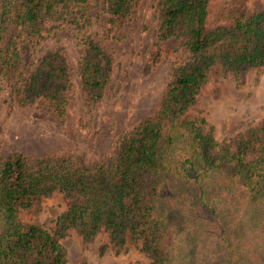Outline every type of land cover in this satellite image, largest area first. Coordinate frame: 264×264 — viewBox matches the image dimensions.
Returning a JSON list of instances; mask_svg holds the SVG:
<instances>
[{"label": "trees", "instance_id": "16d2710c", "mask_svg": "<svg viewBox=\"0 0 264 264\" xmlns=\"http://www.w3.org/2000/svg\"><path fill=\"white\" fill-rule=\"evenodd\" d=\"M87 1L0 0V91L10 87L24 104L46 100L63 120L65 55L47 50L30 59L31 68L21 65L50 29L65 26L85 44V100L88 109L98 104L112 56L88 34ZM157 1V42L173 38L186 56L173 67L158 108L115 139L108 160L0 154V264H68L61 239L72 232L84 243L106 232L116 252L132 241L148 255L145 264H264V115L223 139L204 115H187L215 65L239 84L250 68H264V5L248 14L247 0ZM101 3L114 25L132 18L138 0ZM54 191L69 204L53 230L24 222L20 210ZM242 206L259 210L249 226ZM187 243L198 251L186 263L178 257Z\"/></svg>", "mask_w": 264, "mask_h": 264}, {"label": "rangeland", "instance_id": "374dc122", "mask_svg": "<svg viewBox=\"0 0 264 264\" xmlns=\"http://www.w3.org/2000/svg\"><path fill=\"white\" fill-rule=\"evenodd\" d=\"M223 1L216 0L214 4ZM263 5L264 0H247V13ZM85 11L88 34L112 56V71L102 99L93 109H88L81 77L85 44L73 29L65 26L50 29L37 49L23 56L27 61L21 69L31 68L30 59L47 50H60L65 55L70 87L66 91L68 103L64 118L62 120L46 100L24 104L10 87L1 90L0 154L69 152L86 163L106 161L115 139L158 108L173 67L186 56L173 38L157 42L158 1L138 0L132 18L114 25L109 23V13L101 0H88ZM198 113L213 126L217 139L233 136L255 124L264 115V68H250L244 82L239 84L215 65L210 83L190 106L187 115L193 118ZM68 204L66 196L54 191L50 196L36 197L31 207L20 210V216L24 222H38L52 231L55 218ZM240 208L243 221L251 225L259 210L254 206ZM61 242L68 264H145L149 261L148 255L132 241H128L127 250L116 252L106 232H100L88 243L72 232ZM182 247L178 258L187 263L189 253L192 257L198 249L191 243ZM200 262L222 264L219 260L201 258Z\"/></svg>", "mask_w": 264, "mask_h": 264}]
</instances>
